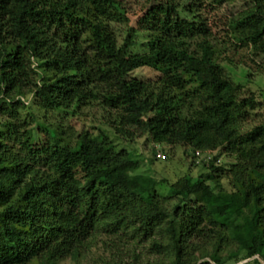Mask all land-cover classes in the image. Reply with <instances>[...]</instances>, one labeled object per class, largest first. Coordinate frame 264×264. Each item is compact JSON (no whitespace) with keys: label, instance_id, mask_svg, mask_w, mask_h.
<instances>
[{"label":"trees","instance_id":"16d2710c","mask_svg":"<svg viewBox=\"0 0 264 264\" xmlns=\"http://www.w3.org/2000/svg\"><path fill=\"white\" fill-rule=\"evenodd\" d=\"M194 1L154 0L120 46L112 26L125 15L120 0H0V264L79 261L101 235L105 264H264V146L255 142L264 126L240 132L256 99L241 98L226 77L222 43ZM247 1L229 43L264 57V0ZM139 30L149 33L148 51L129 53ZM144 66L161 76H131ZM29 94L47 112L98 102L118 112L119 133L149 134L194 157L219 148L205 164L216 175L227 171L215 163L222 153L238 158L232 189L182 177L172 196H157L156 180L143 184L136 160L105 132L20 125ZM236 226L248 247L227 231Z\"/></svg>","mask_w":264,"mask_h":264},{"label":"rangeland","instance_id":"374dc122","mask_svg":"<svg viewBox=\"0 0 264 264\" xmlns=\"http://www.w3.org/2000/svg\"><path fill=\"white\" fill-rule=\"evenodd\" d=\"M171 1H174L180 8L195 2L194 0ZM120 2L121 11L125 15L122 16L120 21L113 22L112 26L116 32L118 43L122 46L125 43L129 28L137 25L139 17L153 4L154 0H120ZM196 2H198V5L195 6L196 10L198 9V13L207 20L212 28L214 42L222 43V45H219L222 53L218 62L222 66L226 77L240 86L241 98L252 95L256 99V108L240 118L239 130L246 136L258 126H264V57H255L249 49L231 46L229 42H233V39L230 36L228 26L230 21L236 18L245 8L248 1L233 0L218 3L215 0H201V3H199V0ZM148 35L147 31L139 30L134 43L129 46V53H146L148 51ZM131 76L143 81H155L161 74L151 67L144 66L134 70ZM18 108V123L29 129L36 127L38 122L42 125L46 124L49 127L59 128L65 132L66 136L74 134L76 137L84 131L92 133L105 132L119 149H126L136 160L138 167L133 174L138 175L143 184L147 185L150 184L152 179L156 180L157 185L154 186L153 193L157 196H172L170 184L182 177L197 179L204 176L210 184L217 183L227 190L232 189L229 170L231 164L238 161L235 156L222 153L220 156L222 161L219 165L226 167L227 171L213 175L204 160L199 161L194 157L191 148L158 144L149 134L138 132L127 135V132L119 133L115 129L116 123H118V112L109 110L98 102H92L82 108L75 107L69 111L55 110L47 112L39 105L36 96L29 94L22 99ZM6 119L7 116H0V121ZM31 133L30 130L25 132V137L29 139ZM30 140H33L32 136ZM255 142L258 147L264 146V138ZM158 151L166 153L167 159L158 160L156 158ZM212 151L215 154L220 153L219 148ZM227 231L235 238V242L248 247L249 236L244 226L232 227ZM104 240L105 236L101 235L79 261L68 257L58 264H105L104 261H108L111 255L110 251L104 249ZM142 247L137 248L139 249L138 252L143 250ZM145 254L143 255L144 260H146ZM127 258L126 261L129 262ZM150 258H152V255ZM251 261L252 258H248L238 264H251Z\"/></svg>","mask_w":264,"mask_h":264},{"label":"built area","instance_id":"2783aa9c","mask_svg":"<svg viewBox=\"0 0 264 264\" xmlns=\"http://www.w3.org/2000/svg\"><path fill=\"white\" fill-rule=\"evenodd\" d=\"M214 156H215V153L212 150H207V151L196 150V152H195V158H197L199 161L204 160V161L208 162V161L213 160ZM156 158L158 160H165V159H167V155H166V153H163L162 151H158L156 154ZM221 161H222V158L219 157L215 161V163L217 165H219L221 163Z\"/></svg>","mask_w":264,"mask_h":264}]
</instances>
